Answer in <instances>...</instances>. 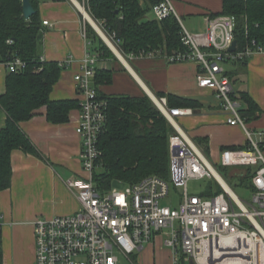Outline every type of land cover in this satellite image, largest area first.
Returning a JSON list of instances; mask_svg holds the SVG:
<instances>
[{"label":"built area","instance_id":"obj_1","mask_svg":"<svg viewBox=\"0 0 264 264\" xmlns=\"http://www.w3.org/2000/svg\"><path fill=\"white\" fill-rule=\"evenodd\" d=\"M88 2L82 0L83 5L78 4L84 10L86 5L89 7ZM76 6L82 14L81 34L87 38L88 19ZM152 13L161 20L170 14L176 16L184 49L171 53L141 50L128 56L159 53L168 62H196L197 85L214 92L227 123L240 126L245 134V144L223 149L217 164L243 168L244 174H249L245 188L250 190V199L237 196L209 158L179 128L176 117L189 113L190 109L169 107L166 97L156 98L155 105L176 131L170 137L169 160L172 179L183 186L178 206L160 204V199L168 196L170 185L169 180L154 174L126 184L124 189L112 187L99 192L93 174L100 155L98 139L106 129L108 106L94 84L100 54L88 48L80 58L79 71L74 74L80 96L75 132L81 139L84 175L65 180L80 207L72 214L32 220L36 264H119V256L127 264H136L133 254L157 234L162 235L163 243L171 250V264H264V128L248 126L241 115L240 96L235 94L224 68L227 62L247 60L258 53L264 56V44L252 40L241 48L236 44L235 50L230 51L235 39L233 14L207 15L204 31L192 32L181 21L172 0L153 6ZM42 23L51 25L48 20ZM107 39L118 51L117 40L111 36ZM40 59L45 60L42 56ZM3 63L9 72H21L26 67L17 56ZM191 179H214L221 191L210 196L189 193L187 184ZM1 218L2 215L0 227Z\"/></svg>","mask_w":264,"mask_h":264},{"label":"crops","instance_id":"obj_2","mask_svg":"<svg viewBox=\"0 0 264 264\" xmlns=\"http://www.w3.org/2000/svg\"><path fill=\"white\" fill-rule=\"evenodd\" d=\"M74 1L39 2L40 20H48L52 25L43 24L40 56L47 61L65 62L51 92L55 100L80 101L74 74L79 71L85 50L90 49V41L81 34L82 14ZM172 2L181 21L186 16L201 17L205 26L204 18L208 13L219 12L222 7V0ZM115 56L116 59L102 57L96 64L99 68L112 69V82L100 84L99 90L106 94L140 95L147 88L154 95L165 92L197 100L200 106L196 109L179 107L190 112L177 116L176 122L200 150L207 146L208 157L216 164L224 146L245 144L242 128L227 123L214 92L197 85L196 62H168L159 53L148 57L127 56L124 60ZM224 68L235 94L239 96L240 91H246L258 106L256 117L248 120V126L264 128V56L258 53L247 60L227 62ZM7 69L0 62V95L5 91ZM240 107H246L242 100ZM77 114L76 108L70 112L68 122L52 123L42 107L30 119L19 123L37 154L22 149L11 153V185L0 191L3 264H36L32 220L39 216L72 214L80 207L75 194L65 184L70 177L84 175L81 139L75 132ZM5 120L6 113L0 106V129ZM243 172V168H233L229 177L241 180ZM132 259L136 264H171V250L163 243L162 235L157 234L150 242L142 244Z\"/></svg>","mask_w":264,"mask_h":264},{"label":"trees","instance_id":"obj_3","mask_svg":"<svg viewBox=\"0 0 264 264\" xmlns=\"http://www.w3.org/2000/svg\"><path fill=\"white\" fill-rule=\"evenodd\" d=\"M30 1L35 13L25 19L22 0H0V62L17 56L26 64L21 72L8 71L5 91L0 95V106L6 113L5 124L0 129V191L11 185L12 151L22 149L36 153L19 123L30 119L42 107H45L49 122L64 123L69 121L73 109L80 108L77 100L51 98L62 66L57 61L40 59L43 33L39 15L41 0ZM161 1L89 0V11L95 19L104 21L102 30L107 37L117 40V49L125 57L141 50L171 53L184 49L179 34L181 26L175 15L170 14L162 20L147 15ZM219 14L235 15L233 32L238 48L252 40L264 44V0H222L219 12L208 13L209 16ZM86 32L90 48L98 51L100 58L116 59L90 24H86ZM111 82L112 69L97 67L94 84L97 93L107 100L108 108L106 129L98 139L100 155L93 174L96 189L104 192L112 188L114 182L133 184L153 174L170 180L169 145L171 135L176 133L174 127L145 92L140 95L106 94L98 89L100 84ZM155 95L166 97L169 107L196 109L200 106L195 99L171 93L158 92ZM239 96L246 105L240 110L241 115L248 122L256 117L258 106L246 91H240ZM233 147L242 146H224L223 149ZM202 151L207 157V146ZM248 176L245 173L241 180L246 182ZM209 180L213 183L202 193L204 196L221 191L214 179ZM0 264H3L1 236Z\"/></svg>","mask_w":264,"mask_h":264},{"label":"rangeland","instance_id":"obj_4","mask_svg":"<svg viewBox=\"0 0 264 264\" xmlns=\"http://www.w3.org/2000/svg\"><path fill=\"white\" fill-rule=\"evenodd\" d=\"M77 1L81 5H83L82 0H77ZM74 3H75V1H74ZM88 5H89V2H88ZM84 10H86V12L92 17V19H94L96 25H99V27H101V24H104L103 20L99 21L92 16L91 12L89 11L90 9L87 5H86ZM147 15L149 17H153L152 11H149ZM182 22L189 31H202V30L204 31V29H205L204 21L202 20L201 17L186 16V17L182 18ZM85 24H90V23L86 22ZM119 53L121 54L122 57H125L120 51H119ZM154 96L156 98H159L156 95H154ZM207 158H209V161L213 164V166L218 171V173L222 177H224L225 181L228 183V185L231 187V189L233 190V192L237 196H239L243 199H246V200L250 199L251 193H250V190L248 188H245L246 182H243L240 179L237 180L236 177H234L233 179L229 177V172L233 169V167L221 166L219 164H216V162L212 158H210L208 156H207ZM239 181H241V182H239ZM212 183H213L212 180H209V179H191L188 181V184H187L188 192L198 194V195H203L202 193H204L206 191L207 187L212 185ZM169 185H170V187H168L169 188V194H168V196L160 199V204L178 206V204L181 200V193L183 190V186L181 184H178L177 182H175L172 179V177L169 180ZM125 186H126V184L117 181V182H114L112 187L124 189ZM119 262H120L119 264H127V261H125L121 256H119Z\"/></svg>","mask_w":264,"mask_h":264},{"label":"water","instance_id":"obj_5","mask_svg":"<svg viewBox=\"0 0 264 264\" xmlns=\"http://www.w3.org/2000/svg\"><path fill=\"white\" fill-rule=\"evenodd\" d=\"M22 12H23V16H24V18L25 19H28V18H30L34 13H35V9H34V7H33V5H32V3H31V1L30 0H22ZM90 23V22H89ZM90 25L92 26V24L90 23ZM93 27V26H92ZM94 28V27H93ZM95 29V28H94ZM96 30V29H95ZM97 32V31H96ZM99 35H100V37L104 40V42L110 47V45L107 43V37L103 34H101V33H99V32H97ZM237 44V41H236V39H234L233 41H232V44H231V46H230V51H234L235 50V48H236V45ZM110 49L119 57V58H121V59H123V57L121 56V54L117 51V50H115V49H113L112 47H110ZM124 60V59H123ZM145 92H146V94L153 100V102L156 104V97L154 96V94L153 93H151V91H149L147 88H145ZM155 97V98H154ZM156 99V100H155ZM190 264H193V262H190Z\"/></svg>","mask_w":264,"mask_h":264},{"label":"bare ground","instance_id":"obj_6","mask_svg":"<svg viewBox=\"0 0 264 264\" xmlns=\"http://www.w3.org/2000/svg\"><path fill=\"white\" fill-rule=\"evenodd\" d=\"M75 1H76V4L80 7V10H82V11L84 12L85 16H86L87 19H88V22H90V23L92 24V26L96 29L97 32H99V33L102 34V31H101V30L99 29V27L96 25L94 19H92V18L87 14V12H86L85 10H83L82 6H80V5L78 4L77 0H75ZM95 29H94V30H95ZM102 35H103V34H102ZM107 43H108L110 46H112L108 39H107ZM112 48L114 49L113 46H112ZM154 98H155V97H154ZM155 100H156V99H155ZM156 101H157V100H156Z\"/></svg>","mask_w":264,"mask_h":264}]
</instances>
